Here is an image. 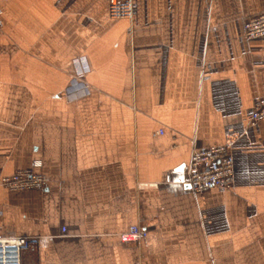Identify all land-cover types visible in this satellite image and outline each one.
<instances>
[{
  "label": "crops",
  "instance_id": "0c3cea01",
  "mask_svg": "<svg viewBox=\"0 0 264 264\" xmlns=\"http://www.w3.org/2000/svg\"><path fill=\"white\" fill-rule=\"evenodd\" d=\"M0 4V177L41 160L48 178L0 185V235L32 240L24 263L264 264V120H248L264 36L245 29L264 0H134L132 19L108 0ZM213 145L235 183L196 193L191 154ZM133 225L147 235L125 242Z\"/></svg>",
  "mask_w": 264,
  "mask_h": 264
},
{
  "label": "built area",
  "instance_id": "2783aa9c",
  "mask_svg": "<svg viewBox=\"0 0 264 264\" xmlns=\"http://www.w3.org/2000/svg\"><path fill=\"white\" fill-rule=\"evenodd\" d=\"M108 3V13L111 18L132 19L134 17V0H108ZM2 28L3 9L0 4V32ZM245 29L248 38L264 36V13L248 16ZM83 59V64L76 62V80H83L89 71L87 61ZM84 87L88 88L86 83ZM248 120L251 124L264 120V96L255 101ZM42 165L41 160H34L30 167L10 176L0 177V185L13 191L44 189L48 184V178L39 171ZM235 180L234 156L229 146L213 145L193 150L184 182L194 192L201 193L214 188H231ZM166 181L171 182L170 175H167ZM146 235V228L133 225L124 234V240L125 242H138ZM31 244L32 240L27 236L0 235V264H26L22 256Z\"/></svg>",
  "mask_w": 264,
  "mask_h": 264
},
{
  "label": "water",
  "instance_id": "95a60500",
  "mask_svg": "<svg viewBox=\"0 0 264 264\" xmlns=\"http://www.w3.org/2000/svg\"><path fill=\"white\" fill-rule=\"evenodd\" d=\"M187 186L189 187V185L187 184Z\"/></svg>",
  "mask_w": 264,
  "mask_h": 264
}]
</instances>
